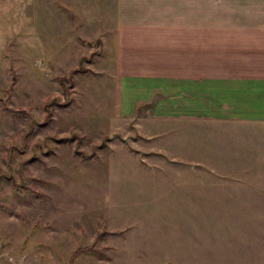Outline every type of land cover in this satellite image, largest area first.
<instances>
[{"label": "rangeland", "instance_id": "374dc122", "mask_svg": "<svg viewBox=\"0 0 264 264\" xmlns=\"http://www.w3.org/2000/svg\"><path fill=\"white\" fill-rule=\"evenodd\" d=\"M114 7L0 0V264H264V125L119 77Z\"/></svg>", "mask_w": 264, "mask_h": 264}, {"label": "crops", "instance_id": "0c3cea01", "mask_svg": "<svg viewBox=\"0 0 264 264\" xmlns=\"http://www.w3.org/2000/svg\"><path fill=\"white\" fill-rule=\"evenodd\" d=\"M114 2L119 77L166 80L178 105L214 113L176 121L264 125V0Z\"/></svg>", "mask_w": 264, "mask_h": 264}, {"label": "trees", "instance_id": "16d2710c", "mask_svg": "<svg viewBox=\"0 0 264 264\" xmlns=\"http://www.w3.org/2000/svg\"><path fill=\"white\" fill-rule=\"evenodd\" d=\"M55 99H56V98H55ZM6 112H11L12 114H16V115L20 114L19 112H14V111H6ZM43 125H45V123H44ZM58 141H60V140H58ZM61 141L64 142L65 139H63V140H61ZM66 141H68V140H66ZM78 253H80V252H79V251L76 252L71 258L74 259V258L76 257V254H78Z\"/></svg>", "mask_w": 264, "mask_h": 264}]
</instances>
